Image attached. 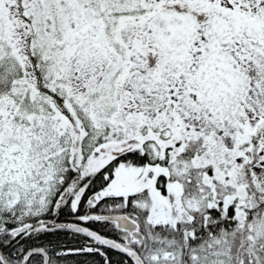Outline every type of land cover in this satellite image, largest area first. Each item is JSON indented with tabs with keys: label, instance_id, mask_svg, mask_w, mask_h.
<instances>
[{
	"label": "snow or ice",
	"instance_id": "6c2138e0",
	"mask_svg": "<svg viewBox=\"0 0 264 264\" xmlns=\"http://www.w3.org/2000/svg\"><path fill=\"white\" fill-rule=\"evenodd\" d=\"M0 264H264V0H0Z\"/></svg>",
	"mask_w": 264,
	"mask_h": 264
}]
</instances>
